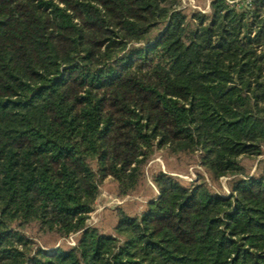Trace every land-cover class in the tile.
<instances>
[{"label": "trees", "instance_id": "16d2710c", "mask_svg": "<svg viewBox=\"0 0 264 264\" xmlns=\"http://www.w3.org/2000/svg\"><path fill=\"white\" fill-rule=\"evenodd\" d=\"M0 0V264H264V0ZM148 47H133L135 44ZM198 154L227 196L154 176L140 217L87 223L156 150ZM77 235L46 253L30 234Z\"/></svg>", "mask_w": 264, "mask_h": 264}, {"label": "rangeland", "instance_id": "374dc122", "mask_svg": "<svg viewBox=\"0 0 264 264\" xmlns=\"http://www.w3.org/2000/svg\"><path fill=\"white\" fill-rule=\"evenodd\" d=\"M226 2L237 8H247L243 0H226ZM210 4L211 0H181V5L189 17L193 12L205 13L207 18L210 17ZM146 45L145 43L135 44L133 47H148ZM240 164L247 172L245 177L256 176L264 171V145H262V154L257 156L244 155L240 158ZM142 171V178L137 186L127 194L122 193L119 184L111 176L106 177L100 184L99 195L87 223L97 227L101 233L108 235L114 233L120 212L129 216L140 217L146 211L148 203L158 196L157 185L153 179L159 172L171 175L184 186H191L199 178H203V181L214 193L223 196L230 194L233 181L239 177L222 176L214 181L208 177L198 154H171L166 149L156 150ZM30 234L35 236V242L49 254L54 253L57 247L66 249L73 246L77 238V235L68 238H59L50 233L39 235L36 229H33Z\"/></svg>", "mask_w": 264, "mask_h": 264}, {"label": "built area", "instance_id": "2783aa9c", "mask_svg": "<svg viewBox=\"0 0 264 264\" xmlns=\"http://www.w3.org/2000/svg\"><path fill=\"white\" fill-rule=\"evenodd\" d=\"M243 1L246 3V5L248 7V6L251 5V3H252L253 0H243Z\"/></svg>", "mask_w": 264, "mask_h": 264}]
</instances>
